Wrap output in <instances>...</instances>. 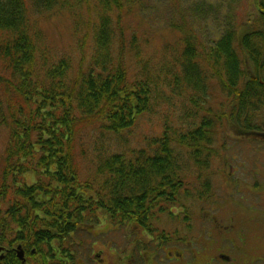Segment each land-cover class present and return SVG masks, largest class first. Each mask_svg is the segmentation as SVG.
<instances>
[{"label":"trees","instance_id":"16d2710c","mask_svg":"<svg viewBox=\"0 0 264 264\" xmlns=\"http://www.w3.org/2000/svg\"><path fill=\"white\" fill-rule=\"evenodd\" d=\"M72 1L0 0V93H8L11 99L4 101L0 97V118L4 122L7 119L11 127L0 162L3 165L0 167V240L10 241L9 233L12 238L35 246L30 253L51 259L57 252L73 259L68 249L60 248V242L59 245L53 242L57 238L61 241L66 232L77 230L85 222L86 211L93 201L114 219L119 212L125 218H132L134 207L146 206L143 198L136 201L137 188L141 194L158 189L157 194L166 196L168 201L175 200V194L167 193L169 185L174 187L175 181L179 182L181 169L196 165L201 179L211 166V158L218 152L215 125H223L229 119L247 122L252 110L247 109L248 105L257 98L264 100V94L261 95L264 92L263 26L251 27L242 36L229 29L204 55L197 54L189 44L180 54L174 51L167 79L155 72L142 83L128 80V69L115 63L111 48L120 39L118 20L111 17V12L121 7L122 0H96L94 5L99 13L91 28L95 49L86 66L81 61V69L74 76L70 73L73 60L59 58L47 66L46 56L44 60L39 56L36 42L39 30L33 25L30 10L39 13L62 6L69 8ZM75 1L79 6L90 7L89 0ZM258 8L264 25V7ZM131 45L138 50L135 37ZM203 57L212 66L209 76L200 66ZM246 71H251L254 77L250 78ZM68 78H74V86L71 87ZM213 79L231 97L230 112L226 115L225 112L216 117L207 115L200 124L194 120L193 126L198 128L189 130L191 134L178 132L172 124L166 126L158 148L149 156L127 157L104 144L105 133L121 135L122 130L132 126L135 117L149 110L152 96H163L164 85L173 86L177 92L172 96L176 99L184 96L181 91L185 86L201 91L189 98L199 115L203 110L199 96L204 99L210 95L207 81ZM15 97H21L28 105L23 115H16ZM208 112H213L212 108ZM85 125L92 129L87 138L95 143L91 150L85 147L86 143L77 145L82 138L79 132ZM252 130L250 127L246 131ZM81 159L97 162L95 167L107 179L105 188L97 192L98 198L89 193L90 182L82 184L79 180L77 162ZM135 159L144 161V166L136 165ZM31 170L37 175L31 185L18 178L17 175L23 176ZM154 180L158 183L150 185ZM11 192L14 197L10 203L7 195ZM20 244L25 252L29 250ZM15 251L0 260V264H26L17 258Z\"/></svg>","mask_w":264,"mask_h":264},{"label":"rangeland","instance_id":"374dc122","mask_svg":"<svg viewBox=\"0 0 264 264\" xmlns=\"http://www.w3.org/2000/svg\"><path fill=\"white\" fill-rule=\"evenodd\" d=\"M90 7L86 4L79 6L75 0L71 7H58L56 9L37 13L30 10L33 25L39 30L36 42L40 47L39 56H46V65L50 67L57 59L73 60L71 66L73 76L94 52L92 36V22H96V0H89ZM120 8H113L111 17L118 24L120 39L111 47L115 63L122 64L123 69H128V80L142 83L152 73L160 72L162 79L170 75L169 67L174 57V51L180 54L189 45H192L197 54L207 53L224 32L231 29L237 36H242L251 27H264L258 6L264 7V0H122ZM89 9V10H88ZM95 25V23H94ZM94 27V26H93ZM262 27V28H263ZM135 37L138 50L131 45ZM115 40V38L113 39ZM123 41V42H122ZM123 47H122V45ZM129 45V46H128ZM168 64V66H167ZM200 66L206 71V76L211 73V65L204 57L200 58ZM84 68V67H83ZM174 68V66H173ZM168 71H167V70ZM178 69V67H177ZM165 73V75H163ZM183 74V73H182ZM250 78L254 77L251 71H246ZM181 75V73H180ZM74 86V78H68ZM154 79V78H153ZM244 80V79H243ZM210 86V95L202 99L199 115H196L195 106L189 102L190 95L201 93L184 87V96L176 99L172 96L177 91L172 85L162 88L163 96H152L150 109L142 112L133 121L131 127L122 130L121 135L105 133L104 144L110 149L124 153L127 157H137L139 154L153 155L158 148V142L164 137L166 126L172 124L177 131L185 132L198 128L193 126L202 118L211 115L215 117L223 112L229 113L231 97L223 91L216 79L207 81ZM259 84L263 85L261 80ZM189 86V85H188ZM8 93H0L5 101H11ZM264 92H261L263 95ZM13 96V93H12ZM229 98V99H228ZM248 105L249 119L240 122L229 119L223 125H215L218 137L216 143L218 152L212 156L211 166L205 170L201 179L197 176V167L192 165L181 169L179 182L174 187L169 185L167 195L175 194V200H167L157 194L158 189L146 194L135 189L136 201L144 200L145 207H134L132 218H125L119 212L116 218L111 219L106 210L92 202L86 211L85 222L75 231H68L60 241V248L68 249L73 259L57 252L55 258H43L30 253L25 240L14 239L7 234L10 241L0 240L3 247L0 257L2 260L12 250L23 246V261L26 264H149L151 251L159 249L158 241L166 238L160 254L172 255L184 251L186 257L193 259L192 264H204L211 254L210 249H202V242L208 239L209 230L215 223V218H235L239 225L245 227L249 234L250 254L245 257L262 256L264 253V100L254 99ZM261 100V101H260ZM198 101V100H197ZM263 101V102H262ZM13 102V101H12ZM257 102V104H256ZM16 115H23L28 105L24 104L21 97H15L14 104ZM212 108L213 112H208ZM26 118V117H24ZM225 119V117H224ZM6 122V123H5ZM0 118V162L9 143L10 122ZM253 130L247 132L248 128ZM180 128V129H179ZM89 130L85 125L79 135L82 137L80 144L88 149L94 147V141L88 140ZM194 131V130H193ZM172 134V131H169ZM171 144V147H174ZM78 146V149H79ZM179 157V154H177ZM20 163H23L20 162ZM138 166L144 161L135 159ZM98 163L81 159L77 162L79 180L82 184L90 182L89 193L98 198L97 192L105 188V176L97 170ZM3 168V165L0 164ZM139 171V170H138ZM21 181L32 184L37 179L35 172L28 171L23 176L17 175ZM150 182V185L157 184ZM138 185V184H137ZM201 185L204 187L200 188ZM76 190L78 188L76 187ZM102 191L101 193H103ZM14 197L11 192L7 195L10 201ZM134 196L131 197L133 201ZM166 199V200H165ZM11 203V201H10ZM138 209L142 211L138 212ZM89 220V222H88ZM214 221V222H213ZM146 227V228H145ZM144 228V229H143ZM56 230V229H55ZM207 231V232H206ZM1 239V237H0ZM63 246V247H62ZM165 250V251H164ZM32 254V255H31ZM69 261H68V260ZM185 261L182 256L179 257ZM187 259V258H185ZM158 264H164L159 261ZM167 264V260H165ZM246 264L254 263L252 259Z\"/></svg>","mask_w":264,"mask_h":264},{"label":"flooded vegetation","instance_id":"af4514ba","mask_svg":"<svg viewBox=\"0 0 264 264\" xmlns=\"http://www.w3.org/2000/svg\"><path fill=\"white\" fill-rule=\"evenodd\" d=\"M137 211L140 212L142 209H138ZM214 221L215 223L212 225V230L210 229L209 233L205 234L208 235L209 240L203 241L201 245L202 249L211 250V254L208 255V260L204 264H246L250 259H252L254 263L258 262L259 264H264V253L262 256L252 258L245 257L250 254L249 234L245 232L244 226L239 225V223L235 221L233 216H230L228 220L215 218ZM166 238H162L160 242L158 241V248L160 250H162ZM159 249L150 252L152 256L151 259H149V264H158L159 261L165 264V260H167V264L193 263V259H191V257H186L184 251L180 255L185 260L182 261L179 259V253L170 256L172 255V251H167V255L164 258V256L160 254L161 252ZM127 264H133V261Z\"/></svg>","mask_w":264,"mask_h":264},{"label":"water","instance_id":"95a60500","mask_svg":"<svg viewBox=\"0 0 264 264\" xmlns=\"http://www.w3.org/2000/svg\"><path fill=\"white\" fill-rule=\"evenodd\" d=\"M3 250V247L2 246H0V257H3V254H1V251ZM18 256H19V258L21 259V260H25V259H23V256H24V249L21 247V246H19V248H18Z\"/></svg>","mask_w":264,"mask_h":264}]
</instances>
